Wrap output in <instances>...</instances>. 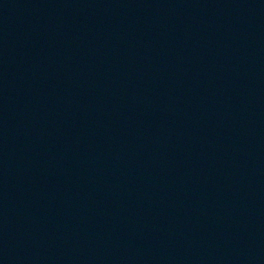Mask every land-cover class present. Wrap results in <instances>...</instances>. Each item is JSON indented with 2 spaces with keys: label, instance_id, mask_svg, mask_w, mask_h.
<instances>
[{
  "label": "water",
  "instance_id": "1",
  "mask_svg": "<svg viewBox=\"0 0 264 264\" xmlns=\"http://www.w3.org/2000/svg\"><path fill=\"white\" fill-rule=\"evenodd\" d=\"M0 264H264V0H0Z\"/></svg>",
  "mask_w": 264,
  "mask_h": 264
}]
</instances>
